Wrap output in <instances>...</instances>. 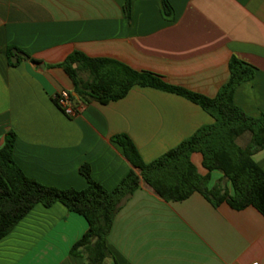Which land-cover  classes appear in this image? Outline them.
Wrapping results in <instances>:
<instances>
[{
	"label": "crops",
	"instance_id": "crops-1",
	"mask_svg": "<svg viewBox=\"0 0 264 264\" xmlns=\"http://www.w3.org/2000/svg\"><path fill=\"white\" fill-rule=\"evenodd\" d=\"M127 1L0 0V149L13 132L14 161L46 186L83 190L80 169L89 165L112 190L132 169L114 136L130 137L151 163L214 123L194 102L148 87L66 116L54 99L61 90L74 96L59 65L75 51L208 98L228 83L237 58L256 73L234 101L252 118L264 115V0H165L169 13L164 0H129V12ZM14 51L26 57L13 63ZM254 160L264 170V150ZM192 161L207 174L200 154ZM223 180L214 171L209 187ZM88 228L62 204L37 205L0 241V264H87L71 250ZM108 247L106 264H264V216L214 207L199 193L166 202L141 185L117 213Z\"/></svg>",
	"mask_w": 264,
	"mask_h": 264
},
{
	"label": "trees",
	"instance_id": "trees-1",
	"mask_svg": "<svg viewBox=\"0 0 264 264\" xmlns=\"http://www.w3.org/2000/svg\"><path fill=\"white\" fill-rule=\"evenodd\" d=\"M164 4L169 13L165 0ZM129 6L128 0V12ZM59 67L72 81L77 107L93 102L106 105L125 98L134 87H148L194 102L213 117L214 123L201 127L151 163L143 161L130 137L114 136L113 142L122 148L132 169L112 190L93 179L89 165L80 169L88 183L83 190L46 186L28 177L13 158L16 135L7 134L0 149V241L37 205L50 208L59 203L84 217L89 225L71 254H84L87 264H106L112 257L108 236L115 217L141 185L166 202H181L199 193L214 207L228 204L236 211L254 207L264 216V170L254 160L264 150V115L252 118L234 101L236 89L254 78V68L232 58L230 80L215 98H208L170 85L154 73L138 72L119 61L90 58L78 51L71 53ZM246 134L250 138L242 147L238 140ZM194 154L202 156L206 175L198 172L192 161ZM214 171L221 172L224 180L210 188Z\"/></svg>",
	"mask_w": 264,
	"mask_h": 264
},
{
	"label": "built area",
	"instance_id": "built-area-1",
	"mask_svg": "<svg viewBox=\"0 0 264 264\" xmlns=\"http://www.w3.org/2000/svg\"><path fill=\"white\" fill-rule=\"evenodd\" d=\"M57 106L61 111L68 117H75L79 110L76 106L75 100L73 99L71 93L67 90H61L55 97ZM259 264V263H252Z\"/></svg>",
	"mask_w": 264,
	"mask_h": 264
},
{
	"label": "water",
	"instance_id": "water-1",
	"mask_svg": "<svg viewBox=\"0 0 264 264\" xmlns=\"http://www.w3.org/2000/svg\"><path fill=\"white\" fill-rule=\"evenodd\" d=\"M14 54H15V58L12 59L13 63L17 62V57L20 56V55L23 56V57H26L24 54H20L17 51H14ZM74 97H75V103H76L78 101V97H77V95L75 93H74Z\"/></svg>",
	"mask_w": 264,
	"mask_h": 264
},
{
	"label": "rangeland",
	"instance_id": "rangeland-1",
	"mask_svg": "<svg viewBox=\"0 0 264 264\" xmlns=\"http://www.w3.org/2000/svg\"><path fill=\"white\" fill-rule=\"evenodd\" d=\"M246 135H248V134H246ZM248 140H249L248 136H244V137L240 140L239 144H241L242 146H245V144L248 142Z\"/></svg>",
	"mask_w": 264,
	"mask_h": 264
}]
</instances>
